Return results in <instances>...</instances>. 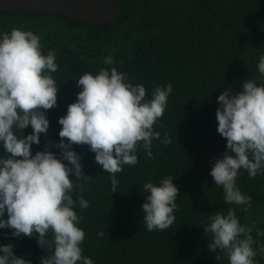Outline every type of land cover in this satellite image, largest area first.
<instances>
[{"label":"trees","instance_id":"1","mask_svg":"<svg viewBox=\"0 0 264 264\" xmlns=\"http://www.w3.org/2000/svg\"><path fill=\"white\" fill-rule=\"evenodd\" d=\"M44 18L52 21L41 28ZM13 27L39 35L43 54L54 50L59 65L52 73L60 86L57 106L47 111L50 127L47 135L41 134L40 144L32 146L33 155L48 140L59 142L58 119L75 102L81 90L76 79L84 72L115 67L127 73L128 82L142 84L147 99L155 87L172 85L164 114L154 125L161 140L167 133L171 143L153 140L154 159L139 148L138 163L124 165L116 174L117 192H111L110 174L95 163L88 146H73L82 157L84 174L92 177L80 181L90 206L74 208L83 218L78 227L85 232L81 245L85 256L94 264H228L224 254L217 260L216 253L208 251L202 226L231 208L246 229L241 238L251 230L256 264H264V172L250 179L242 169L236 180L242 194L251 197L250 207L225 203L222 187L209 175L215 159L226 150V140L217 132V97L223 90L242 91L246 79L264 84L257 68L264 55V0H121L115 25H90L58 15L0 13V33ZM109 55L116 63L104 65ZM31 133L29 126L21 135ZM167 176L179 188L176 219L169 229L150 232L143 221L147 195L143 185H159ZM100 231L103 237L97 235ZM11 232L0 229V244L11 243L15 255L41 264L40 258L51 254L35 237L15 238Z\"/></svg>","mask_w":264,"mask_h":264},{"label":"clouds","instance_id":"2","mask_svg":"<svg viewBox=\"0 0 264 264\" xmlns=\"http://www.w3.org/2000/svg\"><path fill=\"white\" fill-rule=\"evenodd\" d=\"M56 59L54 50L43 54L41 38L31 30L13 27L0 33V143L4 149L0 155V229H11L15 238L35 237L38 246L51 253L40 258L41 264H94L83 254L85 232L78 227L83 218L74 210L77 204L81 210L90 206L80 181L92 177L84 174L82 157L73 146H88L95 163L110 174L111 192H117L116 174L124 165L138 163L139 148L154 159L153 140L171 143L167 133L161 140L154 125L162 118L173 89L170 83L166 88L157 86L147 99L145 87L128 82L127 73L115 67L100 68L96 74L84 72L76 79L81 90L75 102L58 119L62 126L59 142L48 140L33 155L32 146L40 144L41 134L47 135L50 127L47 111L57 106L60 86L52 76L59 70ZM102 62L116 63L111 55ZM257 68L264 76V55ZM217 103V132L226 140V150L215 159L209 175L222 187L225 203L250 207L251 197L242 194L236 180L242 169L250 179L264 172V84L246 79L242 91L223 90ZM29 126L32 133L22 136ZM173 181L167 176L159 185H143L147 193L143 221L150 232L174 224L179 188ZM5 213L7 219H3ZM202 228L215 259L222 253L228 264H256L251 230L241 238L246 229L233 209L226 215L217 212ZM97 235L103 237L104 232ZM13 249L11 243L0 244V264H32Z\"/></svg>","mask_w":264,"mask_h":264},{"label":"water","instance_id":"3","mask_svg":"<svg viewBox=\"0 0 264 264\" xmlns=\"http://www.w3.org/2000/svg\"><path fill=\"white\" fill-rule=\"evenodd\" d=\"M121 0H0V13L58 15L80 23L116 24Z\"/></svg>","mask_w":264,"mask_h":264},{"label":"rangeland","instance_id":"4","mask_svg":"<svg viewBox=\"0 0 264 264\" xmlns=\"http://www.w3.org/2000/svg\"><path fill=\"white\" fill-rule=\"evenodd\" d=\"M51 21H52L51 18L50 19H48V18L40 19V21H39L40 27H41V25H49V23H51ZM34 23L37 24V21Z\"/></svg>","mask_w":264,"mask_h":264},{"label":"flooded vegetation","instance_id":"5","mask_svg":"<svg viewBox=\"0 0 264 264\" xmlns=\"http://www.w3.org/2000/svg\"><path fill=\"white\" fill-rule=\"evenodd\" d=\"M38 15H40V14H38Z\"/></svg>","mask_w":264,"mask_h":264}]
</instances>
